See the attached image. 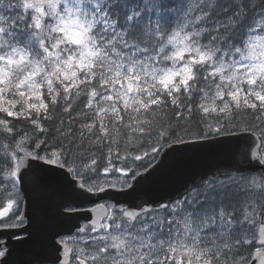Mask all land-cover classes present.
Instances as JSON below:
<instances>
[{
	"label": "snow or ice",
	"instance_id": "snow-or-ice-1",
	"mask_svg": "<svg viewBox=\"0 0 264 264\" xmlns=\"http://www.w3.org/2000/svg\"><path fill=\"white\" fill-rule=\"evenodd\" d=\"M202 141L229 163L114 199ZM0 233V264H264V0H0Z\"/></svg>",
	"mask_w": 264,
	"mask_h": 264
},
{
	"label": "water",
	"instance_id": "water-1",
	"mask_svg": "<svg viewBox=\"0 0 264 264\" xmlns=\"http://www.w3.org/2000/svg\"><path fill=\"white\" fill-rule=\"evenodd\" d=\"M228 142L202 141L191 145H178L168 150L163 164L151 178L141 183L130 196L113 194L114 199L127 201L129 204H141L145 201L156 203L180 196L186 187L213 172L217 167L229 163L227 157ZM5 239L8 234L0 233ZM16 246L17 257H24L29 252L25 246L11 241Z\"/></svg>",
	"mask_w": 264,
	"mask_h": 264
}]
</instances>
